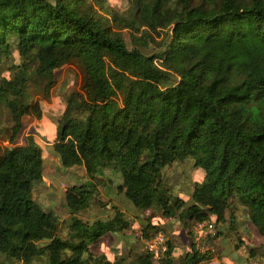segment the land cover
Listing matches in <instances>:
<instances>
[{
    "label": "trees",
    "instance_id": "16d2710c",
    "mask_svg": "<svg viewBox=\"0 0 264 264\" xmlns=\"http://www.w3.org/2000/svg\"><path fill=\"white\" fill-rule=\"evenodd\" d=\"M91 2L0 0V66L19 68L14 51L23 61L14 79L0 84V104L14 123L9 144L25 117L43 116L40 100L22 102L32 65L47 79L46 102L55 72L74 65L80 92L68 97L51 144L64 168L83 167L90 179L66 191L71 222L60 237L57 216L33 197L45 170L35 139L25 148L0 144V257L7 260L0 264L208 260L192 244L177 255L171 240L159 258L132 256L130 248L122 256L121 247L114 261L94 253L105 236L121 240L132 228L119 209L93 222L79 215L93 201L106 207L99 187L107 172L119 176L118 193L139 212L179 218L184 227L226 225L229 216L234 230L240 213L264 237V0H132L128 18L102 14L93 5L104 10V3ZM151 46V55L142 51ZM187 161L203 174L190 204L172 196L165 179L169 167ZM150 230L162 231L149 224L143 236ZM249 254L264 262V247Z\"/></svg>",
    "mask_w": 264,
    "mask_h": 264
},
{
    "label": "rangeland",
    "instance_id": "374dc122",
    "mask_svg": "<svg viewBox=\"0 0 264 264\" xmlns=\"http://www.w3.org/2000/svg\"><path fill=\"white\" fill-rule=\"evenodd\" d=\"M88 1L92 3L91 0ZM100 1L104 3V10H101L97 5H93L96 11L100 10L102 14L109 11L124 18L130 16L132 0ZM124 33L127 34V32ZM142 51L151 55L155 49L151 46L149 49L142 48ZM12 61L15 65H20L19 68L15 70L11 68L12 62L0 66V84L3 81L13 80L16 74L20 73L23 61L16 51H14ZM34 67L32 65L31 70L33 71L30 70L28 75V86L24 91L22 102L26 104L40 100L43 107V116L40 120L25 117L24 128L16 142L11 146L9 138L14 123L7 105L0 104V144L25 148L28 145L29 137L35 139L44 161L45 170L44 180L41 184L35 185L33 197L44 210L53 212L57 216L60 237L65 238L69 230L68 225L71 222V213L65 200L66 191L71 186H80L90 181V179L83 167L64 168L51 143L60 129L68 97L80 92L81 77L79 70L74 65H67L56 71V85L51 92V100L46 102L43 99L42 89L47 79L37 75L34 72ZM11 97L13 98V96ZM202 177L203 174L194 168L192 161L176 163L165 172L167 187L171 190L172 196H178L188 201L189 204L192 203L191 195L194 191L195 182L201 181ZM104 179L105 183L99 187V190L105 196L101 197V201L106 207L102 208L93 201L86 211L79 214L80 217L85 221L93 222L96 218L107 219L115 214L116 209H119L123 212L125 218L131 221L132 228L124 232L121 240L109 235L105 236L96 245H93L92 251L94 253H104L110 261H114L113 251L119 247H121L120 254L122 256H127L129 248L132 256L141 253V251L144 252L145 242L157 233L155 230H150L148 237L143 236V231L149 224L162 229L161 232L176 245L175 253L177 255L189 250L191 244L198 249L197 245L194 244L192 234L195 223H190L187 227H184L179 218H165L160 214H153L151 211L139 212L124 194L118 193L117 186L121 179L117 174L113 175L107 172ZM237 216L239 222L237 230L231 228V220L228 216L226 225L220 224L214 227V234L203 242L205 248L209 249L205 250L204 253L200 252L202 254L208 253L206 255L208 260L203 264H264L260 258L261 256L252 258L249 254L252 249L264 247V237L248 222L245 216L240 215V213H237ZM219 231L220 233H218ZM46 243L48 242L41 244ZM4 260V257H0V261ZM33 264H47V261L45 258L38 259Z\"/></svg>",
    "mask_w": 264,
    "mask_h": 264
},
{
    "label": "built area",
    "instance_id": "2783aa9c",
    "mask_svg": "<svg viewBox=\"0 0 264 264\" xmlns=\"http://www.w3.org/2000/svg\"><path fill=\"white\" fill-rule=\"evenodd\" d=\"M216 223L213 220L197 222L193 226V241L197 245V250L204 253L206 249L203 242L209 239L214 234ZM168 238L163 232L153 234L148 241L145 242L144 252H150L155 258L161 257L168 250ZM203 244V246H202ZM208 252V251H207Z\"/></svg>",
    "mask_w": 264,
    "mask_h": 264
}]
</instances>
